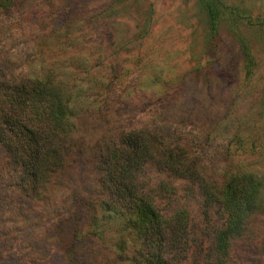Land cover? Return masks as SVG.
Wrapping results in <instances>:
<instances>
[{
  "label": "rangeland",
  "instance_id": "obj_1",
  "mask_svg": "<svg viewBox=\"0 0 264 264\" xmlns=\"http://www.w3.org/2000/svg\"><path fill=\"white\" fill-rule=\"evenodd\" d=\"M0 2V81L61 89L74 142L32 199L0 144V264H138L128 221L94 209L98 155L131 127L201 156L219 182L264 180V0H221L214 25L197 0ZM139 183L162 215L187 214L190 255L204 256L222 218L198 187L151 164ZM233 254L264 264V202Z\"/></svg>",
  "mask_w": 264,
  "mask_h": 264
},
{
  "label": "trees",
  "instance_id": "obj_2",
  "mask_svg": "<svg viewBox=\"0 0 264 264\" xmlns=\"http://www.w3.org/2000/svg\"><path fill=\"white\" fill-rule=\"evenodd\" d=\"M214 25L230 8L221 0H197ZM6 5L0 2V9ZM68 101L61 89L46 81L20 76L0 81V144L6 150L7 172L16 191L37 198L46 189L74 148ZM151 164L200 190L205 206L222 218L211 246L201 256L190 255L189 220L184 211L162 215L139 183ZM94 167L98 207L126 219L138 240V264H239L234 242L247 232L264 202V180L253 173H238L219 182L201 156L181 144L166 141L156 132L135 127L124 130L100 152ZM138 258V259H137Z\"/></svg>",
  "mask_w": 264,
  "mask_h": 264
}]
</instances>
